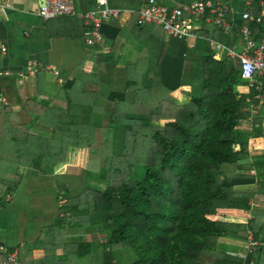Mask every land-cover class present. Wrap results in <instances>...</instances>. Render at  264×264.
Returning <instances> with one entry per match:
<instances>
[{"label":"trees","instance_id":"obj_1","mask_svg":"<svg viewBox=\"0 0 264 264\" xmlns=\"http://www.w3.org/2000/svg\"><path fill=\"white\" fill-rule=\"evenodd\" d=\"M143 27L147 59L124 68L114 48L121 29L102 27L111 51L91 54L62 85L51 103L63 112L34 125L48 138L23 127L5 133L22 141L28 166L51 174L58 204L65 201L61 239L87 231L106 237L70 245L68 261L89 255L91 264H125L133 251L137 259L127 264H264V228L249 218L253 204L264 207V184L248 175L264 171V161H250L264 150L263 117L250 132L239 128L257 92L233 59L213 57L209 43L197 42L182 59V41L167 48L160 27ZM252 27L261 36V26ZM201 34L227 41L216 27ZM8 108L0 104V120ZM89 174L107 188L89 189ZM250 233L261 242L257 255L224 250Z\"/></svg>","mask_w":264,"mask_h":264},{"label":"crops","instance_id":"obj_2","mask_svg":"<svg viewBox=\"0 0 264 264\" xmlns=\"http://www.w3.org/2000/svg\"><path fill=\"white\" fill-rule=\"evenodd\" d=\"M96 1L73 0L75 12L94 9ZM200 1L204 0H157L169 9H177ZM220 1L229 5L228 20L233 25L231 33H224L227 35V41L223 43L218 41L216 36L202 35V29L199 32V39L195 42H199L200 48L209 43L213 57L219 62L229 57L225 54L215 56L212 43L220 42L235 49L238 54L243 53L245 46L240 35V28L245 23L242 19L243 13L247 11L258 16L264 12L260 0ZM108 2L112 8L125 10L118 22H102V27L112 26L122 31L114 46L115 58L119 60L118 67L124 68L146 60V45L150 37L149 29L139 22L138 11L143 5L142 0ZM39 6L40 0H0V97L6 99L9 107L8 114H2L0 120V244L18 251V264H91L89 255L71 261H68L70 258L67 255L70 245L88 241L87 237L94 233L87 231L76 236L65 235L64 239H61L60 231L63 230V225L60 217L63 213L60 212L59 193L56 184L50 179L51 174L39 172L34 166H28L21 150L17 149L22 141L14 139V135L10 133L6 137L5 133L7 130L15 131L23 127V130L28 129L31 134L48 138L49 134L38 131L34 125L41 121L39 118L43 115L63 112L52 105V99L58 95L65 82L79 74L81 67L91 58V54L108 55L111 48L105 46V37L102 45H98L100 49L96 50L97 46L86 48L83 39L84 26L79 19L75 16H66L43 20L37 15ZM252 29L256 38L263 35L262 26L261 36H257L255 29L253 27ZM163 41L167 48L176 43L174 38L169 37ZM182 43L180 55L187 49L191 50L184 42ZM181 56L182 59L185 58V55ZM233 60L240 70L239 59ZM29 62H36L42 67L55 70L58 76L39 73L32 79L20 81ZM257 84L261 85V90L251 88L257 92V103H252L245 109L250 113V117L244 119L239 126L246 132L252 130L254 117L262 116L264 120V77L257 78ZM248 87L242 88L241 91L248 93L250 91ZM235 147L236 150L240 149L239 145ZM251 156V163L262 162L264 150L253 151ZM248 175L255 178L259 185L264 184L263 170L253 168ZM249 218L264 228V207L253 204ZM248 242L243 245L237 242L230 243L224 250L229 254L246 258L249 255ZM5 261L6 256L0 253V264H4ZM250 264L254 263L251 261Z\"/></svg>","mask_w":264,"mask_h":264},{"label":"built area","instance_id":"obj_3","mask_svg":"<svg viewBox=\"0 0 264 264\" xmlns=\"http://www.w3.org/2000/svg\"><path fill=\"white\" fill-rule=\"evenodd\" d=\"M143 5L138 11L141 25H156L169 37L185 43L189 49L196 47L199 32L204 26L218 27L223 33L229 34L233 25L229 22V5L220 0H204L177 9H169L157 0H142ZM260 6L264 8V0H260ZM125 10L112 8L108 0H97L96 7L84 12H75L73 0H40L37 15L43 20H51L59 17L75 16L83 26V39L86 48H94L102 45L104 35L101 31L103 21L118 22ZM242 19L245 22L240 28V35L244 42V52L238 54L235 49L213 42V50L216 54H225L229 58H238L241 77L248 83L250 88L261 90L257 84V78L264 77V12L254 16L250 12H244ZM252 25L262 26V36L256 38ZM39 73H49L58 76L55 70L42 67L36 62L27 63L23 77L20 81H26L37 76ZM20 84V83H19ZM61 84V81H59ZM0 104L8 106L5 98L0 97ZM65 204L61 200L59 208ZM65 214H62V217ZM260 242L255 240L253 234L249 235L248 253L255 254ZM0 253L6 256L4 264H18V251L10 250L0 244Z\"/></svg>","mask_w":264,"mask_h":264},{"label":"rangeland","instance_id":"obj_4","mask_svg":"<svg viewBox=\"0 0 264 264\" xmlns=\"http://www.w3.org/2000/svg\"><path fill=\"white\" fill-rule=\"evenodd\" d=\"M154 29L156 30L157 28L154 27ZM163 37H164V35H163ZM166 38L167 37L165 36L164 39L166 40ZM121 66H123V65H121ZM150 76H151V74H150ZM149 77H146V78H149ZM139 146H140L139 148H141V149L145 148L147 146V141H143V139H141L140 142H139ZM95 176L96 175H94V174H89L88 175V177H87V186H88V188L92 189V190L104 191L107 188V184L100 182L98 180V177L96 178ZM93 238H95V239L97 238V239L105 242L104 239L106 237H105V235H103V233L102 234L101 233L100 234L97 233V234H94L92 236L87 237V239H93ZM129 252H130L131 256L126 255V257L124 258V261H123L125 264H127V262H129V260L134 261V260L137 259L136 253H134L133 251H129Z\"/></svg>","mask_w":264,"mask_h":264},{"label":"water","instance_id":"obj_5","mask_svg":"<svg viewBox=\"0 0 264 264\" xmlns=\"http://www.w3.org/2000/svg\"><path fill=\"white\" fill-rule=\"evenodd\" d=\"M263 241H264V237H263Z\"/></svg>","mask_w":264,"mask_h":264}]
</instances>
